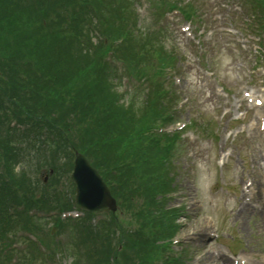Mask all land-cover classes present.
<instances>
[{
  "label": "rangeland",
  "instance_id": "obj_1",
  "mask_svg": "<svg viewBox=\"0 0 264 264\" xmlns=\"http://www.w3.org/2000/svg\"><path fill=\"white\" fill-rule=\"evenodd\" d=\"M104 1L96 0L94 7H100L99 3ZM109 1L119 2L117 0H106L107 3ZM123 1L125 2V0ZM135 1H139L138 4L140 7L139 5L131 6L128 4L123 13L119 11L116 3H108L110 6L108 9H112L111 12H104L107 8H101L100 13L103 11L102 15L100 13L97 14L99 20V38H93V43L98 39L99 42L97 44L100 47L103 45L102 42L107 38L116 40L118 39L116 38L118 35L124 36V43L119 50L121 56L137 67L145 68L146 71H150L156 59L159 58L157 54L160 51H164L166 54L170 50L175 51L178 54L177 59L181 56L178 59V68L182 72L179 76L181 80L180 83L176 82L177 85H175L180 100L184 97H192V94H194V103L199 109H203V106L212 108L217 101L216 99L203 103L199 97L203 91L202 88H205L201 87L202 81L206 80L205 76L200 77V75H204L206 71L199 68L201 65L199 63L195 65L185 61L190 57V53H192L190 43L192 41L189 38L190 34L186 26L182 27L178 25L181 16L174 19V21H178V24L165 26L166 29L168 28V31H158L161 28L158 25L162 17L160 16V12L167 10L165 8L169 7L168 3H175L178 7H184V2L190 0ZM193 1L203 3L201 10L206 15L204 19L212 29L220 28L221 31H224L225 25L229 23L226 22V18L229 16L236 18V23L243 21L239 11L235 13L237 11L235 8L229 10V7H225L224 0ZM136 2L135 4H137ZM89 3L93 5L92 0ZM89 3L84 0H0V44L2 47L5 46L8 48L7 53H3L6 59L0 60V71L2 68L7 70L11 67L13 65L12 59L14 58L31 59L34 61V65L21 70L22 75H24L23 77L26 78L22 83L23 89L19 90V97L23 101L30 106L38 103L42 105L44 110L47 108L51 111L47 115L70 131L77 145L79 143L90 144L97 138L96 134L99 130L98 136L103 135L112 146L115 145L124 149L132 144L131 141H127L128 138L121 137V133L127 130V126L128 128L132 127L135 134H137L140 129L150 122L151 106L149 103L151 94H148L144 89H136L134 92H128L125 96L115 99L114 96L118 95V91L124 92L125 89L129 88L130 81L128 80H130V77L123 76V73H121L123 72V68H119L117 71L114 70L116 71V74H114L116 76L114 77L111 74L112 72L108 70L99 73V68H97L96 64L97 53L95 48L81 47L73 40L75 35L82 37L84 34L81 26L83 23L81 16L85 15V13L92 12L91 10H85L89 8ZM59 9L62 11L61 15L64 13L68 17H57L56 13H58ZM113 11L116 14H113ZM69 14L76 15L77 17ZM21 16L22 18L19 19ZM121 16L123 18H120ZM120 19H123V23L129 20L133 24V27L129 28L126 26V29H124V25ZM204 19L203 21H205ZM63 22L66 23V29L64 28V24H61ZM69 22L72 23L69 24ZM234 29L237 30V28ZM190 30L194 31L191 27ZM39 31L40 33H38ZM17 34H22V36L19 37ZM40 34L42 38H40ZM241 39L243 40L244 38ZM104 47L105 45H103V49ZM118 49L119 46L117 47ZM227 55L221 54L218 59L219 62L217 64L213 62V65L216 64V67L220 69L219 74L222 79L228 77V85L238 88L239 85L244 86L246 82L253 79L250 74L248 75L246 69L247 62L238 59L236 56L231 57V55ZM82 70L85 71V74L81 72ZM119 73L122 76L118 77ZM101 75L104 76L106 86L105 93H101L103 96H110V102L107 103H110V107L108 108L106 98L104 97L105 101L99 98ZM45 76L50 77V80L48 82H41ZM27 80H31L33 83H27ZM1 86L4 87L5 92L8 91L11 97L14 96L11 92L13 86L6 84L5 81ZM29 86H33L36 93L29 92L24 94L23 90H27ZM210 88L208 85L206 90ZM236 91L240 90L236 89ZM39 92L43 93L40 94L42 95L40 97L38 96ZM49 93L61 96L62 98L47 102L45 99ZM4 96L10 98L8 95ZM83 100H86L88 103L83 105ZM115 102L117 103L116 105H114ZM45 103L47 104L46 107ZM190 108L191 105L188 103L180 112L175 110L178 114H174L175 122L173 123V127L170 128H174L182 123L189 125V120L195 116V112H190ZM111 109L117 115L120 114V116L118 115L120 118H117L118 121L115 118L112 119L109 115V110ZM123 115L126 116L127 123L120 124L119 121H122ZM120 125H124V127L120 129ZM113 137H119L122 141L113 142L110 139ZM184 138L182 136L180 137L181 142L177 140L172 152L173 156L167 164V166L171 165V167L169 166L170 174L168 178L172 180V186L169 187L171 193L166 196V201L163 206L165 210H172L175 215V209L178 215L180 213L182 214L176 219H168L169 223H165L167 225V231L169 230L171 232V235H169L170 240L168 241V254H170V250H172L171 255L174 252L176 254L180 253L181 257L184 256L186 260L185 264H194L195 260L201 254L193 246L195 240L191 236L192 234L197 236V232L205 231L201 223L205 222L203 224L207 227V230H210L212 225L215 229H218L217 232L221 236L219 242L232 241V237H234L238 250L242 245L240 238H242V234L245 236L247 231L245 230L243 232V230L238 228V224H236L230 214L232 205L229 201L226 202L222 198H214V200H211L210 189L218 181L213 166L206 162L214 158L216 152L214 155L207 153V150L203 147L200 148L199 142L191 143L185 135ZM223 141L224 136L221 135L217 142V146L220 147L218 153L224 147ZM244 145L245 142L241 139L236 143L234 148L237 150L241 146L244 147ZM252 147L258 151L257 145L253 144ZM29 153L24 159L16 161L17 163L14 166L16 179L22 182V188H34L35 192L41 195L43 193L51 195L57 192L63 201L73 200L74 202L75 187H67V182H70V173H64L61 170L55 177H52L48 175L49 169L46 167V165L53 167V164L49 160L45 161L47 154L43 152L42 154H38V152ZM194 153L201 157L200 163L197 162L196 164L193 156ZM96 156H99L98 153ZM57 161L60 162L61 160ZM246 168L247 164L245 161H240L239 167L234 165L230 168V178L234 179L236 184H240L245 176ZM195 172L197 176H195ZM23 173L28 176L26 180L22 179ZM120 189L112 190V195L115 197L114 193ZM193 200L200 206L190 207L188 205L187 207L185 205L182 207L183 201L188 203V201ZM118 201V208L115 213L112 214L109 211L97 212L94 214L95 216L92 221V223L96 224V221L105 220L106 217L110 221V217L107 214H110L111 217L112 215L116 217V219L113 218L115 225H112L113 227L116 226L114 232H111L112 235L109 234V242L105 244L115 254L122 252L125 249V244L129 245V243H133L136 234L142 236V240H147L148 236L145 233H139L137 226L140 222L135 221L134 215V221H131L129 212L124 214V208L121 207L122 203L123 205H128L127 207L129 209L135 208L137 210V206L131 203L130 195L127 196L126 200L122 202L120 200ZM37 223L41 236L48 234L49 237L46 236L45 239L50 240L52 244L59 243L62 240V244L59 246L64 247L63 236L58 232L60 228L55 227L56 222L44 219V221H37ZM33 224L36 226L34 222ZM130 225H135V227L128 229ZM198 227H203V230H198ZM64 233L65 239H67L68 230H65ZM50 235L52 237L51 239ZM101 235H104V233ZM252 236L254 237V234ZM261 238L264 240L263 235ZM83 239L85 245L81 247L82 253L80 254L76 250L71 252V249L67 246L65 256L59 264H99L98 259L103 260L107 256L102 249L103 244L100 238L92 239L90 236L84 237ZM207 239L209 237H206V235L201 238L205 247L208 245ZM175 240L180 241V243L173 245L171 241ZM209 240L212 241L211 239ZM181 241L183 244H181ZM257 241L255 238V242ZM256 246L257 249L264 247L258 244V242ZM192 248H194L195 252L192 251ZM38 253H40L41 258L34 262V264H57L58 260H60L59 254L58 256L55 255V258L51 262L50 260H46L48 256L43 255L39 249ZM192 258L194 259L192 260Z\"/></svg>",
  "mask_w": 264,
  "mask_h": 264
},
{
  "label": "trees",
  "instance_id": "obj_2",
  "mask_svg": "<svg viewBox=\"0 0 264 264\" xmlns=\"http://www.w3.org/2000/svg\"><path fill=\"white\" fill-rule=\"evenodd\" d=\"M36 17H38V16H36ZM21 18H22V16L19 17V19H21ZM42 20H44V19H42ZM0 28H1V26H0ZM38 33H40V31ZM17 35L19 37L22 36V34H17ZM40 38H42L41 34H40ZM7 51H8V48L5 47V46L2 47V45L0 44V60L6 59V57L4 56L3 53H7ZM26 59L27 58H14V59H12L13 65L11 67H9L7 70H4L3 68L1 69V71H0V74H1L0 75V90L1 91L4 90V87L1 86V84L5 81L6 84H9V85L13 86V89H11L12 90L11 92L17 94V96H18L17 102L20 104V106L28 108L27 110L30 111V112H33V113H45V110L38 109V107H42V105L36 103L33 106H30L25 101H23V99H21L19 97V93H20L19 90L23 89L22 83H23V80L26 79L25 77H23L24 75H22V73H21V70L25 68V65H23V64H25V60ZM27 83H33V81L27 80ZM100 84L101 85H100L99 98L101 96H103L101 92L105 93V89H106L105 82L102 79H101ZM103 87H104V89H103ZM33 88H34L33 86H29V87H27V90H23V92H25V93H29V92L36 93V91ZM6 92L8 93V91H6ZM48 92H50V91H48ZM40 94H43V93L39 92V94H38L39 97L42 96ZM43 97H45V96H43ZM45 101H47V102L50 101L51 102L52 99H49L48 97H46ZM46 105L47 104L45 103V107H46ZM20 106L18 105V108H21ZM114 112L115 111L113 109L109 110V115L111 116V118H115L117 120V118H120L119 117L120 114H118L119 115L118 116ZM11 116H12V118L13 117L17 118V116H15V115H11ZM119 123L120 124L127 123L125 115H123V119H122V121H119ZM123 127H124V125H120V129H122ZM98 131H97V134H96L97 138H98ZM127 136H128V140L127 141H131L132 144L129 147L124 148V149L120 148L119 146H115V145L112 146V144L109 143V142H106L103 145L102 144L99 145V141H95L93 143L96 144V148H97V150H98V152L100 154V157L104 158L106 160V162L108 163V165L113 166L112 168H114V169H116V165L122 159H125V158H127L129 156H132V158H136L138 160V162H139L140 168L141 167L143 168V171H141L140 174L137 175V173L134 172V170L136 168H130V167L127 166L126 167L128 169L127 172L131 173V175H128V176L133 177L135 179V182H136L137 186H140L142 184V182L144 181V186L146 188L147 185H148V181L144 180V177L146 175L147 176L151 175V173H150L149 169H147V163H146V157H145L147 151L146 150H142L140 148L139 143H138L144 136H143L142 132H140L139 135L135 134V131L133 130V128L132 127L128 128V126H127V130L124 131L123 133H121V137L127 138ZM136 136H137L138 139L136 138ZM135 140H137V142H135ZM121 141L122 140H119L118 142H121ZM103 165H104V163H103ZM120 170H123V169H120ZM109 178H114L115 183H116V179H115V178H117L116 176L113 177V175L110 174ZM144 186H141V188L144 187Z\"/></svg>",
  "mask_w": 264,
  "mask_h": 264
},
{
  "label": "water",
  "instance_id": "obj_3",
  "mask_svg": "<svg viewBox=\"0 0 264 264\" xmlns=\"http://www.w3.org/2000/svg\"><path fill=\"white\" fill-rule=\"evenodd\" d=\"M72 179L77 184L76 203L78 206L88 210L106 207L111 210L115 209V203L96 171L80 155H77Z\"/></svg>",
  "mask_w": 264,
  "mask_h": 264
},
{
  "label": "bare ground",
  "instance_id": "obj_4",
  "mask_svg": "<svg viewBox=\"0 0 264 264\" xmlns=\"http://www.w3.org/2000/svg\"><path fill=\"white\" fill-rule=\"evenodd\" d=\"M254 183H256V178L254 177ZM239 204H243V201H240V203ZM248 211H251L250 210V208L248 207ZM243 214V213H242ZM241 218V217H240ZM204 224H205V222H203ZM203 223H201L203 226H204V228L203 227H198V228H203V229H206L207 227L203 224ZM264 231V229L262 230V231H260V232H263ZM193 235V234H192ZM197 239H199V236L197 237ZM196 241H199V240H196ZM213 257H212V255L209 253L207 256H206V258H205V261H207V259L208 260H211Z\"/></svg>",
  "mask_w": 264,
  "mask_h": 264
}]
</instances>
